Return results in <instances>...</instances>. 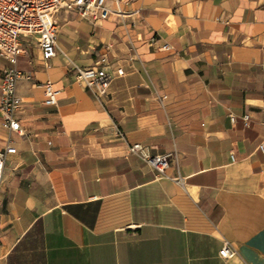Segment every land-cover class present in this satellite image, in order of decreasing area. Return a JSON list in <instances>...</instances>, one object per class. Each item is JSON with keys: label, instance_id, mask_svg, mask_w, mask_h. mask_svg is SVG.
<instances>
[{"label": "crops", "instance_id": "1", "mask_svg": "<svg viewBox=\"0 0 264 264\" xmlns=\"http://www.w3.org/2000/svg\"><path fill=\"white\" fill-rule=\"evenodd\" d=\"M107 4L122 13H56L48 65L24 40L23 134L0 115V150L16 148L0 264H264V0ZM9 65L0 57V95ZM91 66L112 77L100 100L77 78ZM135 143L176 161L159 176ZM225 241L234 256L220 255Z\"/></svg>", "mask_w": 264, "mask_h": 264}, {"label": "built area", "instance_id": "2", "mask_svg": "<svg viewBox=\"0 0 264 264\" xmlns=\"http://www.w3.org/2000/svg\"><path fill=\"white\" fill-rule=\"evenodd\" d=\"M108 0H0V57L9 61L10 65L4 69L3 82L0 95V115L3 125L11 132L23 134V127L18 118L22 109L23 99L18 94V83L20 80L31 78L18 67L19 58L25 53V38H34L39 46L42 59L48 65L49 60L57 55L58 24L55 15L61 9L77 11L78 14L91 21L107 19L114 11L107 4ZM120 1V0H115ZM123 74V68L116 70ZM77 78L90 88L97 99L106 96L111 84V74L107 67L100 69L96 67H78ZM46 104H57V91L53 83L47 81L45 84ZM233 119V115L231 114ZM244 121L249 125V116H244ZM123 137L121 131H117ZM263 146V145H261ZM142 143L130 145V154L141 156L159 175H164L166 170L176 161V155L172 153H160L148 155L143 151ZM16 148L8 146L0 150V183L3 181V174L7 154L14 153ZM234 158V156H233ZM175 181L183 184V177L176 176ZM235 248L229 241H225L220 255L224 258L234 256Z\"/></svg>", "mask_w": 264, "mask_h": 264}, {"label": "rangeland", "instance_id": "3", "mask_svg": "<svg viewBox=\"0 0 264 264\" xmlns=\"http://www.w3.org/2000/svg\"><path fill=\"white\" fill-rule=\"evenodd\" d=\"M23 40H25V39H23Z\"/></svg>", "mask_w": 264, "mask_h": 264}]
</instances>
